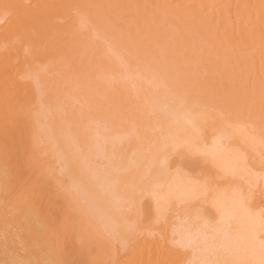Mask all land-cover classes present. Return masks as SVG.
I'll return each instance as SVG.
<instances>
[{
  "label": "bare ground",
  "instance_id": "1",
  "mask_svg": "<svg viewBox=\"0 0 264 264\" xmlns=\"http://www.w3.org/2000/svg\"><path fill=\"white\" fill-rule=\"evenodd\" d=\"M0 0V263L264 264V0Z\"/></svg>",
  "mask_w": 264,
  "mask_h": 264
},
{
  "label": "rangeland",
  "instance_id": "2",
  "mask_svg": "<svg viewBox=\"0 0 264 264\" xmlns=\"http://www.w3.org/2000/svg\"><path fill=\"white\" fill-rule=\"evenodd\" d=\"M3 1H4V0H3ZM3 1H2V2H3ZM5 2H6V3H8V2H9V0H8V2L5 0ZM5 2H3V3H5ZM6 3H5V4H6ZM0 66L2 67V65H0ZM0 264H5V262H3V263H0Z\"/></svg>",
  "mask_w": 264,
  "mask_h": 264
}]
</instances>
